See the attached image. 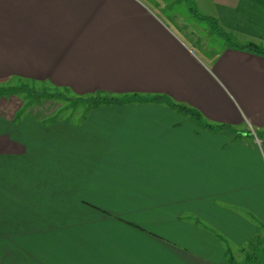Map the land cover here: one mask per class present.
Segmentation results:
<instances>
[{
	"label": "crops",
	"instance_id": "1",
	"mask_svg": "<svg viewBox=\"0 0 264 264\" xmlns=\"http://www.w3.org/2000/svg\"><path fill=\"white\" fill-rule=\"evenodd\" d=\"M194 3L246 49L203 59L184 0H0V83L120 100L62 117L0 98V264H254L263 252L264 56L248 48L264 50V0Z\"/></svg>",
	"mask_w": 264,
	"mask_h": 264
},
{
	"label": "rangeland",
	"instance_id": "2",
	"mask_svg": "<svg viewBox=\"0 0 264 264\" xmlns=\"http://www.w3.org/2000/svg\"><path fill=\"white\" fill-rule=\"evenodd\" d=\"M183 10H186V12H188V9L185 5L183 7ZM199 25L201 26V56H203L204 59L205 56L206 57L209 56L208 52H212L215 50L217 51L219 48H223L228 41L225 38H222L214 34L211 35L210 37L211 41H209L207 38V35L210 34L209 25L205 22H201L199 23ZM225 33L227 34L230 45H232V47L241 48L244 46H248L250 44L249 42L242 41L238 34L232 32H225ZM203 39L206 40V42L204 41L205 43L203 42ZM0 96L9 99L10 102L8 103V105L13 104L12 106L14 110L22 106H25L26 109L28 107L34 109L35 107L37 108L39 107L38 109H41V107H45L48 108L47 110H51V112H53L59 108L62 111L61 113L62 117H69L70 115L69 110H71V107H77L78 109H80V107L83 106H87V105L90 106L96 103H102L103 101H110L111 99L99 95L89 96L84 98L74 97L65 90L58 88L55 89L54 87L49 86L48 84L45 83L39 84L25 80H18L15 78L0 83ZM113 101H120V100L119 98H113ZM51 122H52L51 118L47 117L46 122L43 123L42 126L48 127V125L51 124ZM256 256L258 257L260 256L259 260L261 259L263 260L264 249L263 252L261 251V253L257 254ZM256 256L254 258V264H256V260L258 259Z\"/></svg>",
	"mask_w": 264,
	"mask_h": 264
},
{
	"label": "trees",
	"instance_id": "3",
	"mask_svg": "<svg viewBox=\"0 0 264 264\" xmlns=\"http://www.w3.org/2000/svg\"><path fill=\"white\" fill-rule=\"evenodd\" d=\"M185 4L187 5L188 7V10L189 12L191 13V15L200 20L201 22H205L209 25V27L211 28L212 32L215 34V35H218L222 38H225L228 42H227V45L229 47H232V45H230V42H229V38L227 36V34L220 28V26L211 18H207V17H204L202 16L196 9L195 7V3H194V0H184ZM229 43V44H228ZM235 48H238V47H235ZM241 50H244L246 49L245 47L244 48H240ZM249 51L253 52V53H256V54H259V55H262L264 56V50L262 49H256V48H248ZM3 96H0V98H2ZM157 99H155L156 101ZM110 102H113V100L111 99ZM170 104H173L170 102ZM180 107V110L185 114V115H188L190 116L191 119L195 120L196 122H198L199 124L201 125H204L205 128L207 129H215V127H211V126H208V125H205L203 123V120H202V117L195 111L191 110V109H188L186 107H182V106H179ZM218 129V128H217Z\"/></svg>",
	"mask_w": 264,
	"mask_h": 264
}]
</instances>
